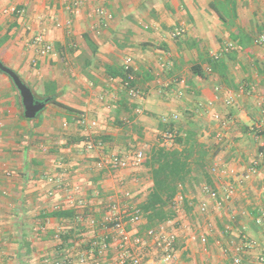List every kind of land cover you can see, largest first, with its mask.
Segmentation results:
<instances>
[{"label":"crops","instance_id":"0c3cea01","mask_svg":"<svg viewBox=\"0 0 264 264\" xmlns=\"http://www.w3.org/2000/svg\"><path fill=\"white\" fill-rule=\"evenodd\" d=\"M76 1L0 0V59L36 98L49 99L26 118L19 91L0 71V264H80L99 232L86 220L100 218L113 201L139 206L153 186L144 161L111 172L97 160L140 150L146 159L169 128L182 139L197 135L209 175L176 196L177 215L162 223L174 224L178 258L233 264L250 238L254 247L239 252L244 264H264V220L256 223L264 159L242 178L261 151L251 127L264 123V45L255 42L264 32V0H84L79 8ZM177 29L183 34L173 37ZM39 35L52 46L48 54H41ZM129 74L138 96L130 95ZM99 141L102 148H88ZM230 185L235 194L225 200ZM64 210L77 217L53 215ZM147 223L131 232L148 238Z\"/></svg>","mask_w":264,"mask_h":264},{"label":"built area","instance_id":"2783aa9c","mask_svg":"<svg viewBox=\"0 0 264 264\" xmlns=\"http://www.w3.org/2000/svg\"><path fill=\"white\" fill-rule=\"evenodd\" d=\"M84 0H77L75 7L79 8L83 4ZM11 11L22 14L23 9L13 8ZM102 13H108L105 10H101ZM110 15V14H109ZM183 34L182 29H177L173 32V37H178ZM36 42L41 44V54H48L52 50V46L45 42L43 35L36 37ZM255 42L260 45H264V32L255 38ZM234 48V44H229L228 49ZM134 75L129 74L126 81V85L129 88L131 96H138L139 91L132 86ZM234 102V96H229L226 99V104L231 105ZM216 119H220L221 115L216 113ZM178 118V115H174V120ZM88 120L87 115H82V121ZM166 122V119H164ZM226 124V122H224ZM65 125H67L65 123ZM90 125L96 126L97 121H90ZM251 130L254 131L257 136L261 138V151L257 159L252 162V166L249 171L242 175V178L248 179L251 175L258 171L261 164V160L264 159V123L259 122L252 125ZM218 139H222L223 133L216 134ZM177 132L171 128L166 129L161 134V145L168 149L176 146ZM103 142L99 141L96 143L90 142L88 148L91 149L95 146L103 147ZM145 160V153L143 151H137L133 154L132 158L119 156L118 154H111L107 157L100 158L96 162V167L108 171H116L121 168L129 166H140ZM217 168L214 167L213 170ZM7 175H11V171L6 172ZM217 193L213 192V195ZM235 194L234 186H231L226 190L224 199L229 200ZM261 195L264 199V184L261 188ZM70 199L75 201V198L70 195ZM78 206L85 207L86 200L78 199ZM219 206L223 205L222 201L218 202ZM208 210L207 204L202 203L199 207V211L205 214ZM144 214L139 206L134 203L121 204L119 201H113L106 207L103 215L98 218L91 216L86 220L84 215L78 216L80 222L85 220L88 226L95 228L99 232L96 237L88 242V250L79 256L78 261L80 264H87L90 260V255H93L96 259L94 264H183L177 255V239L178 234L176 230L170 229L169 225L161 224L159 226L151 227L147 230L148 238L139 234H133L132 228L139 227L144 222ZM264 220V208L261 209L259 215L256 218V223L261 224ZM130 227V228H129ZM202 243L207 242V236L203 234L201 236ZM155 249V254H150V247ZM254 247V242L250 238H245V241L241 247H238L236 251L238 254L233 256V264H244L243 258L240 255V251L243 248ZM110 254L113 256L110 259ZM72 255L67 254L65 260H70ZM110 259V261H109ZM259 261L264 263V253L259 256Z\"/></svg>","mask_w":264,"mask_h":264},{"label":"trees","instance_id":"16d2710c","mask_svg":"<svg viewBox=\"0 0 264 264\" xmlns=\"http://www.w3.org/2000/svg\"><path fill=\"white\" fill-rule=\"evenodd\" d=\"M123 76L126 78L127 72L123 73ZM163 127L162 129H165V126ZM176 142L178 147L168 149L158 145L152 148L144 160L153 181L146 199L139 205L148 221L147 228L162 224L177 215L175 198L187 185L200 182L202 176L209 181L207 151L204 145L198 142L197 135L189 133L185 139L177 137ZM188 206V200L185 199V207ZM53 215L77 217L74 211L68 210L58 211ZM67 236L70 237V233ZM67 236H64V241L69 239Z\"/></svg>","mask_w":264,"mask_h":264},{"label":"water","instance_id":"95a60500","mask_svg":"<svg viewBox=\"0 0 264 264\" xmlns=\"http://www.w3.org/2000/svg\"><path fill=\"white\" fill-rule=\"evenodd\" d=\"M0 71L8 75L18 89L24 107V116L28 119L35 118L46 106L49 99L36 98L32 88L26 84L20 75L0 59Z\"/></svg>","mask_w":264,"mask_h":264}]
</instances>
